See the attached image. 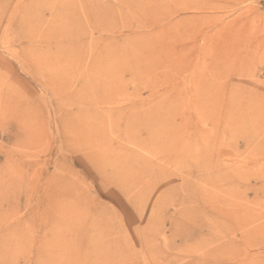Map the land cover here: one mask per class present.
<instances>
[{"label": "rangeland", "instance_id": "1", "mask_svg": "<svg viewBox=\"0 0 264 264\" xmlns=\"http://www.w3.org/2000/svg\"><path fill=\"white\" fill-rule=\"evenodd\" d=\"M33 1H0V264H264V0H190L204 8L181 34L150 36L106 10L119 0H68L69 41L47 33L61 19L51 3L34 11L39 28L18 27ZM171 34L193 43L187 66L160 62L153 44ZM207 52L226 74L213 97L237 85L226 127L188 79L210 73ZM152 128L164 137L150 142Z\"/></svg>", "mask_w": 264, "mask_h": 264}, {"label": "bare ground", "instance_id": "2", "mask_svg": "<svg viewBox=\"0 0 264 264\" xmlns=\"http://www.w3.org/2000/svg\"><path fill=\"white\" fill-rule=\"evenodd\" d=\"M2 1V0H0ZM5 1V0H3ZM93 1V0H92ZM109 1V0H108ZM53 2V3H52ZM56 2H58V5L56 7V5H54ZM68 0H34L33 2H31L27 7H25L23 10H22V20L20 22H18V27L20 29H23L25 31H29L32 29L33 30H36L37 28H39V25L41 23V19L37 18L36 17V12H34L35 10L37 11V9H40L39 5H42L44 3L46 4H50V6H52L53 10H54V15L58 18H61L59 20V22L57 23L56 25V29H52V27H50V30L47 31V33L51 32L52 35H55V37H60L62 39H65V40H70L69 36H68V33L65 31L67 29L68 26H66L65 24H63L62 21H66V22H70L72 19L71 18H74V14L76 15V11H72V9H70L68 6ZM72 2V0H71ZM83 2V1H81ZM90 2V1H89ZM120 2V6H116L115 9L114 7L112 8H108L106 9L108 12H115V10L117 11V13H119L120 15V18H123L124 19V16L128 14H132L133 17H137V19H133L130 21V30L133 34H147V35H161L171 29L173 32L176 31V34L179 35L181 34V30L185 29V27L189 26V23L192 22V19L194 20V18H196L193 14V11L195 10H200V9H203L204 7H200V6H197V7H194L192 6L190 0H119ZM102 3V2H101ZM128 3L131 5L133 4L132 6L129 7ZM71 4V3H70ZM103 4V3H102ZM127 4V6H126ZM92 5V4H91ZM1 6V4H0ZM82 6V4H81ZM108 6V4H107ZM83 7V6H82ZM97 6H91L89 12L91 14H97L96 12L98 11V9H96ZM101 7V6H100ZM82 9V8H81ZM102 9V8H100ZM84 10V9H82ZM1 11V10H0ZM34 13V14H33ZM19 14L18 11H16V13L14 14L15 17L16 15ZM14 15H11L8 19V25H10L11 23H13L15 21V17H13ZM37 15L39 16L40 15V11L37 12ZM85 15V14H84ZM117 15V14H116ZM86 16V15H85ZM102 17V16H101ZM128 17V16H127ZM138 17H145L146 19L144 20L145 22L141 21ZM10 18L12 19V21L10 20ZM99 19V17H98ZM127 19V18H126ZM125 19V21H126ZM196 20V19H195ZM123 21V20H122ZM124 22V21H123ZM198 22V21H197ZM80 24V23H79ZM123 24V23H122ZM127 24V23H126ZM124 24V25H126ZM123 25V26H124ZM49 27V26H48ZM119 27V26H118ZM54 28V27H53ZM82 28V27H81ZM113 28V27H112ZM122 28V27H121ZM125 29V28H124ZM143 29H146L147 31L143 30ZM202 29V28H201ZM123 30V29H122ZM126 30V29H125ZM219 30V29H218ZM221 30V29H220ZM11 31V30H10ZM42 32V31H41ZM172 32V33H173ZM149 33V34H148ZM190 33V32H189ZM130 34V33H129ZM170 35L168 38L162 36L161 37V40H157L154 42V44L152 42H149L147 40L144 39V44H147L149 45V43H152L153 45H158V46H163L164 48H162V51L160 52V62L162 64H164L165 62H178L180 65H185L187 66L186 64H188V62L190 63L191 61V58H188V55L189 52H191L186 46L190 45V44H193L192 42L190 44H184V43H176V36L177 35ZM201 34V33H200ZM146 35V36H147ZM149 35V36H150ZM166 35V33H165ZM190 35V34H189ZM220 35H221V31H216L214 32V34L210 33V34H204L203 37L201 39H203V42H204V45H208L209 43L211 44V42L213 43L216 42V43H219L220 40ZM35 36V35H34ZM152 37V36H151ZM179 37V36H178ZM35 38V37H34ZM263 38V37H262ZM92 39V38H91ZM264 39V38H263ZM96 40V39H95ZM33 42V41H32ZM97 42V41H95ZM195 45H197V41L194 40L193 41ZM223 42V40H222ZM231 42V41H230ZM229 42V43H230ZM125 45V44H124ZM146 45V46H147ZM171 45V46H170ZM167 47H171L170 48H166ZM225 46V45H224ZM211 47V46H210ZM30 49V48H29ZM68 49L71 51V48L68 47ZM164 49V50H163ZM199 49H201L199 47ZM224 49V48H223ZM227 49V48H226ZM62 50V51H61ZM60 52H66L67 50V45H64L62 46ZM209 50V49H208ZM219 51V50H218ZM217 51V52H218ZM122 53V52H121ZM210 53V52H209ZM208 52L206 53L207 56H210L211 57V63L208 65V67L206 68L207 72L209 71L210 73L208 74H203V72L201 73H196L194 74L191 78H188L189 81H191L192 79L196 80V81H199L202 82L203 84V91H205V93L207 94L206 97H203L201 98H197V101L199 100V102L202 104L203 102V107L207 108V109H210V113L211 111L213 110H216L217 112H220L221 116H223V114L225 115L224 118H221V119H215L214 118V122L215 124H218L220 122L223 123V126L226 127L227 125L231 124V121L229 119V115L232 114V111H233V108L235 106V102H234V99H235V88L237 87V85H235L236 83H234V81H230L228 83V86L231 88V94L230 95H227L226 93L223 94L222 96H219V97H213V93L216 92V90H219V88H223L224 85H227L226 83L224 84L225 80L223 79L224 76H226V74H224L225 72L223 71V67H222V60L219 56L217 55H211L209 54ZM224 53H227L224 51ZM93 54V52H92ZM192 55V54H191ZM205 55V56H206ZM74 56V55H73ZM91 56V55H90ZM110 56V55H109ZM198 56V54L196 55ZM67 57V56H66ZM69 58H71V61H73V57L72 55L68 56ZM67 57V59H68ZM120 57V56H119ZM113 58L111 59L113 62L117 61V60H121L120 58ZM192 57H194V54L192 55ZM125 58V57H124ZM158 58V57H157ZM157 58H155L157 60ZM223 58V57H222ZM230 58V57H229ZM66 59V58H65ZM76 59V58H75ZM205 59V57H204ZM225 59V58H223ZM210 60V59H209ZM44 61V60H43ZM39 62V61H38ZM45 62V61H44ZM52 62V61H51ZM86 62V61H85ZM94 62V61H93ZM154 62V61H153ZM73 63V62H72ZM93 64V63H92ZM107 64V63H106ZM71 65V64H70ZM191 65V64H190ZM59 66V65H58ZM168 66V65H167ZM180 67V66H179ZM56 68V66H55ZM78 68V67H77ZM182 68V67H180ZM64 70V66H60L59 70ZM106 69V68H105ZM109 69V68H108ZM169 69V68H168ZM50 70V69H49ZM80 70V69H79ZM97 70V69H96ZM181 71V70H180ZM109 72V71H108ZM179 72V71H178ZM206 72V73H207ZM88 73V72H87ZM92 73V72H91ZM90 73V74H91ZM100 73V72H99ZM174 73V72H173ZM62 74H66L65 71L62 72ZM97 74V73H96ZM98 75V74H97ZM96 75V76H97ZM103 75V73H102ZM207 75H210L211 76V81H208L206 80L205 82H203V80L206 78ZM69 76V75H68ZM58 77V76H57ZM104 79L106 77H103ZM108 78V77H107ZM59 79V78H58ZM187 79V78H186ZM102 80V78H101ZM187 80H185L186 82ZM68 84V83H67ZM107 84V82H106ZM201 84V85H202ZM64 86V85H63ZM100 86V85H99ZM188 86V85H187ZM62 87V85H61ZM197 87V85H196ZM79 88V87H78ZM186 88V87H185ZM225 88V87H224ZM61 90V89H60ZM223 90V89H222ZM190 92L193 91V90H189ZM202 91V90H201ZM62 92V90H61ZM198 92V91H197ZM89 93V92H88ZM189 93V92H188ZM202 95V94H201ZM182 97V96H181ZM198 97V96H197ZM195 99V98H194ZM161 100V99H160ZM192 100V99H191ZM198 105V103H197ZM201 106V105H200ZM183 110V109H182ZM146 112V111H145ZM158 112V111H157ZM75 116V115H74ZM199 116V115H198ZM201 117V116H200ZM82 118V117H81ZM202 118H203V115H202ZM81 121V119H78ZM77 120V121H78ZM203 120V119H202ZM208 120V119H207ZM205 120V121H207ZM211 121V120H209ZM171 122V121H170ZM208 122V121H207ZM211 123V122H210ZM79 124V122H78ZM142 124H144L145 126L148 125L149 127H153L154 128V125L151 123L150 125V121L148 120L147 122L146 121H142ZM161 123L159 122V125ZM213 124V123H212ZM222 125V124H221ZM220 126V125H219ZM153 128L151 129V134H150V138H149V141L150 142H153L155 141V139H159L161 140L163 137H164V133L163 132H155L153 130ZM167 130V129H166ZM171 137V136H170ZM169 137V138H170ZM176 138V137H175ZM180 140V139H179ZM178 140V141H179ZM168 141V140H167ZM171 141V140H170ZM170 145V144H169ZM172 145V144H171ZM167 146V145H166ZM165 151V149H164ZM177 151V150H176ZM127 152V151H126ZM158 152V151H157ZM171 152V151H170ZM165 153V152H164ZM207 153V152H206ZM198 154V153H196ZM123 155V154H122ZM198 155H201V154H198ZM207 155V154H206ZM113 156L115 157V155L113 154ZM193 156V155H192ZM103 157V156H101ZM120 157V156H119ZM111 158V157H110ZM188 159V157H187ZM120 160V159H119ZM128 160V158H127ZM118 162V161H117ZM128 162V161H127ZM126 162V163H127ZM129 164V162H128ZM131 164V163H130ZM127 165V166H130ZM117 165V164H116ZM116 165H112V167L114 166V171L115 173L119 172L120 170V173H122V169L121 167H116ZM135 166V165H134ZM126 167V166H125ZM106 169H107V166H106ZM125 170V169H124ZM124 172V171H123ZM106 178L108 179L109 178V174H105ZM63 180V185L62 187L60 188L61 189V197H63L65 200L67 199H70L71 196H72V191L74 190V186L72 184H69L70 182L69 181H66L65 179H62ZM124 180V179H123ZM127 180V179H125ZM125 182V181H124ZM73 187H72V186ZM59 191V190H58ZM45 201V200H44ZM78 201V200H77ZM41 203V202H40ZM50 205V204H49ZM70 207V206H69ZM70 209V208H69ZM69 211V210H68ZM70 212V211H69ZM93 218V217H92ZM80 219V218H79ZM81 220V219H80ZM91 227L93 226H90V225H83V224H80L79 226L75 227L72 229V231L76 234V235H82V238L84 237H87L92 235V232H91ZM96 229V228H95ZM94 230V229H93ZM97 231V229H96ZM98 232V231H97ZM96 232V233H97ZM100 233V232H99ZM95 234V232H94ZM94 236V235H93ZM74 239V238H73ZM81 239V238H80ZM211 240V239H210ZM77 241V240H76ZM208 241V240H206ZM52 242V241H51ZM91 242V241H90ZM205 242V241H204ZM209 242V241H208ZM207 242V243H208ZM55 243V242H54ZM98 245H94L97 249H102V250H108V248H110V246L106 245V244H102L101 242H97ZM66 244V243H65ZM89 244V243H88ZM54 245V244H53ZM71 245V244H70ZM93 244H90L88 245L87 247L90 248V249H93ZM67 246V245H66ZM77 246V245H76ZM52 247V246H50ZM49 247V248H50ZM54 247V246H53ZM64 247V246H63ZM62 247V248H63ZM78 247V246H77ZM85 247V246H84ZM94 247V249H95ZM51 250V249H49ZM60 252V251H59ZM216 252V250H215ZM51 254V253H50ZM97 255V254H96ZM50 258V257H49ZM55 258V257H54ZM13 259V258H12ZM39 259V258H38ZM76 259V258H75ZM47 260V259H46ZM53 260V259H52ZM120 260V259H119ZM121 261V260H120ZM48 263V261H46ZM55 262V261H53ZM122 263V262H121ZM36 264V263H34ZM59 264V262L57 263ZM106 264V263H105ZM118 264V263H117Z\"/></svg>", "mask_w": 264, "mask_h": 264}]
</instances>
